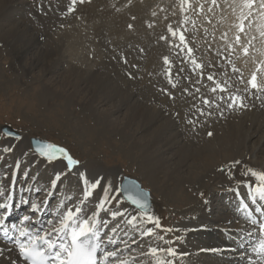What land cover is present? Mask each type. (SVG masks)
Masks as SVG:
<instances>
[{"label":"rangeland","instance_id":"obj_1","mask_svg":"<svg viewBox=\"0 0 264 264\" xmlns=\"http://www.w3.org/2000/svg\"><path fill=\"white\" fill-rule=\"evenodd\" d=\"M70 6L71 0L67 3L66 0H7L5 4L3 0H0V124L8 125L20 133H27L29 138L39 137L65 148L74 159L80 162V165L94 163L102 165L106 170L103 187L108 183L117 182L116 173L111 171L114 168H118L121 174L138 179L161 205L159 227L153 225L154 231L157 230L159 235L153 233L151 241L167 248L169 244L165 241L178 238L179 241L173 244V247L178 250L179 244L181 246L185 243V240L179 237L183 234L181 222L187 218L186 213L175 208L180 206L179 200L167 199L159 189L156 190L139 174L136 169L138 162L134 161L131 153L141 149V146L147 143L146 140H150L149 133L160 125L164 127L167 123H171L172 126L175 118L179 122L177 128L183 129L182 126L188 124L189 132L196 134L198 138L215 140L214 143L217 142V132L226 131L225 121L219 119L220 115L216 110L219 108L212 107V115L208 116L211 106L203 105L205 97L215 98L214 93L210 91L208 95L194 96L189 93L187 83L191 77L195 79L196 73L193 74L188 69L187 72L185 67H181V64H177L175 59H172L176 56L169 51V48L176 44H173L174 37L170 36L168 31L169 26L174 27L177 17L186 14L193 20L190 26L200 30L207 29L205 38L209 37L210 41L213 37L217 38L220 35L217 31L218 25L224 27L222 22H218L221 16L211 17L208 14L206 19L211 18L212 21L208 25L202 21L195 10L190 11L185 8L181 0H141L138 5L137 0H84L83 3L78 1L75 5L76 12H68ZM21 23L27 25L26 36L31 38L35 47L27 46L24 51L18 53L7 39H4V34L7 35L9 30L18 25L21 26ZM115 24H120V28L116 31ZM194 38L199 37L196 35ZM25 50L28 52L26 53ZM151 55L156 57L153 67L147 64ZM166 56L169 58V64L164 63ZM169 68L172 70L171 80L176 85L175 88L169 83ZM98 69L97 75L94 71ZM99 77L102 81L97 82L96 79ZM135 99L137 105L133 102ZM150 104H153L158 111L159 117L156 122L144 129L141 128V117L137 116L130 124V128L123 131V125L131 116L134 106L144 108L143 111H146ZM163 108H167L169 112L160 115ZM201 108L205 112L203 117L198 115ZM144 115H147L146 112H143L142 116ZM243 126V132L248 133L247 126ZM183 133L187 136V133ZM125 134L126 138L123 137ZM141 135L146 136L144 141L138 139ZM262 136L263 133L254 134L246 145L250 149L261 148L264 158ZM5 139V136H0V165L3 166L2 169L0 167V187L4 186V184L1 185L2 179L9 173L12 166L9 157H13L14 154L13 151L12 153L5 151L10 145L2 149ZM125 141L128 145L126 147H124ZM132 145L136 149L131 148V153H128ZM157 148L161 150V142L157 143ZM30 157L27 155L17 168L16 184L19 187L22 185L21 188L24 191H26L24 188L33 185L37 179L34 172L39 169L36 161L30 163L32 159ZM45 166L50 167L49 164ZM39 170L44 169L41 167ZM25 171L29 173V176L23 175ZM228 173L229 170L223 171L224 176ZM52 178L53 176L49 174L43 178L44 185L41 187L43 191L36 194L33 192L32 202H41V196L48 198L46 187ZM163 179H166L165 176ZM204 179L198 186L195 184L197 193L201 189L204 190V198L199 200L200 203L208 201L210 195L208 186H201L208 182L207 178ZM66 181L64 180L55 190V195L49 198L51 207L48 211L51 213L57 206L58 196L63 192L68 196L66 207L73 206L72 202L78 199L77 182ZM182 189L183 193H188L187 186ZM119 200L121 201L120 197ZM108 204L111 209L117 206L118 202L112 200ZM221 206L220 204L219 207ZM24 208L26 206L21 207V209ZM136 216L139 221L134 224L137 230L138 224L146 221L140 214L137 213ZM34 217L33 219L38 217L36 213ZM53 221V225L59 222V220ZM107 227L110 231L109 224ZM166 229H172V231L167 232ZM123 230L128 234H136V230L130 227ZM160 237H164L165 240L162 241ZM228 239L233 240L234 236L230 235ZM122 240H124L123 237L120 241ZM132 242L131 247L126 249V254L130 257L121 258L120 256L119 258L130 259L127 264H140L141 261H146L148 257L143 253L148 254V251H142L144 241ZM181 256L178 250L172 260L182 264L180 262L185 257ZM217 257L218 255L214 256L213 260L219 264L218 261H221V258L217 260ZM226 260L220 264H226Z\"/></svg>","mask_w":264,"mask_h":264},{"label":"bare ground","instance_id":"obj_2","mask_svg":"<svg viewBox=\"0 0 264 264\" xmlns=\"http://www.w3.org/2000/svg\"><path fill=\"white\" fill-rule=\"evenodd\" d=\"M3 1L5 4L7 0ZM140 1L141 0H137V5L140 4ZM260 12L261 10L257 9L258 15L260 14ZM235 14L231 19V22L234 20V17L236 16ZM192 22V18L186 14H183L175 19L173 30H176L178 35L180 32H183L186 38L185 43L182 45L184 51L183 53H181L180 48L177 47V45L180 44L178 35L177 37H174L173 40V44L176 45L169 48V51H171L172 54H175L176 57H173L172 59H175L177 64H181V67H185V70L187 72L188 70H190L193 74L196 73L197 78L195 77L194 79V77H191L189 75L191 78L187 83V89L189 90L191 96L201 94L208 95L211 89L216 86V83L226 86L227 91L225 93L216 92L214 93V97H219L220 95L227 96L237 92L243 94L244 90L247 88L243 72L246 71V68H250V65L253 64L252 61L255 60L251 59L250 57L238 58L235 51H231L230 53L229 48L223 46V40L220 37L221 35H218L217 38L213 37V40L210 38L211 43H209V37L205 38L207 37L205 31L207 29H196L195 27L190 26ZM260 24H264V22ZM115 26V31L120 28V24H115ZM26 30L27 25H25V23H21V26L18 25L11 31L9 30V33L7 35L4 34V39H7L10 45H12L18 53L24 51L27 46L28 48L35 47L33 46L34 42L31 41V38H27L26 34L28 31ZM121 31L122 30L120 29V32ZM196 35L199 37L198 39L194 38ZM7 36H9V38H7ZM170 36H172L171 33ZM193 38L196 40V42H193L195 41ZM214 38L216 39L214 40ZM206 41L209 42L207 43ZM188 47H191L193 49L191 55H189L187 52ZM26 53H24V55ZM155 59L156 57L154 55H151V57L147 61V64L150 67H153ZM193 59L197 60L198 63L203 65L202 68L196 69L195 72H193L194 66L191 63ZM96 65L97 64H95V66ZM98 66L100 65L98 64ZM98 72L99 69L97 71H94V73L97 75ZM208 75H214L215 81H208ZM100 80V77L99 79H96L97 82ZM260 83L262 86H264V78L260 80ZM191 87L193 89H191ZM197 89H199V91H197ZM248 93L245 96V98H247L248 100H245L247 106L244 109L229 110L223 105H221L219 109H216L218 110L219 115L221 112H223V115H220L219 119H223L225 121L226 129V131L217 132L218 136L216 138V143H214L215 140L211 141L210 138L204 137L198 138L197 136H195L196 134H192L191 132H189L190 126L188 124L183 125V129L177 128L179 126V122L178 119L175 118V120L172 122V126L171 123H167L164 127L160 125L154 131L149 133L148 135L150 137V140H146L147 143L145 142L146 144L142 145L141 149L131 153L132 149L135 148V146L132 145L133 147H129V150L127 151L128 153L132 154L134 161L138 162L136 165V169L139 174H141V176L148 180L156 190L159 189L162 195L167 199H173L174 201L176 199L179 200L178 203L180 206H176L175 208H179L181 211L186 213L187 218H185L181 222V230L183 234H181L182 236L179 237L181 239H184L185 241H182H184L185 243L181 244V246L179 244L178 246V250L180 251L182 256L185 257L183 261L181 260V258H178L182 261L180 262L182 264L186 262H188L189 264H217L213 260V257L218 255L220 251L230 253V251L234 247V243L236 240L245 239L248 243H252L253 238L259 237L258 233L256 232V227L252 225L248 218H246L245 214L242 212L241 206L243 205V203H246L250 206L253 199V197L248 193V188H246L244 185L249 183H264V181H261L260 179L261 174L264 173V158L262 157L263 151L259 147L250 149L246 145L248 140L254 134L263 133L261 141L264 140V102H262L261 100L262 97H264V94L258 96L257 99L256 96L248 95ZM249 97H251L252 99H250ZM133 102L135 105H137L135 103L137 102L136 99ZM145 106L147 105L145 104ZM148 108L149 109H147L146 111H143L144 108H137L134 106L131 116L127 118L128 120L126 121L125 125H123V131H126L130 128V124L137 116L141 117V128L150 127L152 123H155L157 118L159 117L158 111L154 108L153 104H150ZM143 112H146L147 115L142 116ZM168 112L169 111L167 110V108H163L160 111V115ZM174 114L176 113L174 112ZM243 125L247 126L249 130V132L246 134L243 132ZM183 132L187 133V136H185ZM213 134H215V132H213ZM1 135L2 133L0 131V136ZM142 135L139 136L138 139H145L146 136L142 137ZM126 136L127 135L125 134L123 137L126 138ZM19 137H21L20 140L6 138L4 141V146L2 147V149H4L6 145H10L13 147L14 154L13 157H9L12 166L10 167L9 173L5 174L4 178L2 177L3 179L1 185L4 184V186L0 187V189L4 190L5 193H7L8 189L10 187H13L11 184L13 171L16 172V177L18 176V169L16 168L17 161L19 160L21 163V161H24V159L27 157V155L24 154H31L30 156L32 157V159L30 160V163L36 161L38 164V168L40 169L42 167L44 169H37L34 174L38 179L34 181L35 183L33 182V185H31V187L24 188L26 189V192H28V194L32 196L33 191L31 190H34L37 187L41 188L44 185L42 181L43 178H45V176H47L48 174L53 176L54 171L58 170V166L57 169H54L52 166L46 167L45 164L48 163H44L45 160H42L43 158L40 159L37 157V155H34L32 153L30 147V138L27 133H20ZM158 142L162 143L161 150H158L157 148ZM126 146L128 145L125 141L124 147ZM20 149H23V151H20ZM77 167H79L82 171H84L92 178H101L100 188L95 190L94 196L92 198H89V200L87 201L88 205L86 207L88 211H94V205L98 202V198L101 195V188L103 187V179L105 177L104 175L106 170L102 165L98 163H94L92 165L89 164L86 166L79 164ZM2 168L3 166L1 167V169ZM224 170H229L227 176H224ZM64 171L66 172L67 169H64ZM111 171L116 173L117 182L115 184L113 182L110 183L113 188V192L110 194L115 195L114 190L118 187V182L122 178L123 174L120 173V170L118 168H114ZM163 176H165L166 179H163ZM204 178H207L208 182L203 183L201 186H208L210 195L208 201H206L205 203H200L199 200H202L204 198V190L201 189L197 193L195 190V184H197L198 186L200 184L199 182ZM64 180H67L66 182L76 181L79 186V191H77L76 193L78 199L75 200L73 206H71L74 210L75 205L81 204V202L83 201L82 185L76 179L75 172H73L71 176ZM182 186H187L188 193L185 194L182 192ZM46 189L47 194L49 195L48 198L47 196H41L40 199L42 201L45 199L50 200L49 198L52 197L51 193L55 192L56 190L52 189L50 184L46 187ZM233 189H235L236 191H233ZM63 193L58 196L56 203L57 206H59V208L62 210L61 216L63 211H66L67 209L66 202L68 198V196ZM193 193L195 194L193 195ZM256 200L257 202L264 201V199H261L259 196H256ZM121 201H123V199H121ZM0 202H2V200H0ZM37 202L39 201H34L33 203ZM220 204L222 205L221 207H219ZM57 206H53L54 208L52 213L55 217L54 220L56 221L58 220L55 212ZM81 206L84 207L85 205L81 204ZM109 206V204L105 205V208L109 209V211L105 213L104 210H101L100 217L101 219H106L107 221L109 218L116 221V223L113 224L112 228H117V231L112 232L111 228L109 236L115 241V244L118 242L122 246V248L119 250V253L123 250H126L128 245H131L132 241H137L135 238L139 236V240L144 241L142 251H148V248L153 246L162 247L151 241V236L153 235V233H158L157 235H159V232H157V230L154 231V224H150L147 222L138 224L139 227L137 229H139L140 232L146 231L149 227L153 229L150 237H142L141 235H138L136 227H134L133 225H130V228L135 229L136 232H134L136 234L134 235L130 233V235L124 232L123 235L124 230L122 226L117 223L119 221H122L121 223H127V221L131 219L132 215H135V213L136 215L137 213L140 214L138 210H136L126 202L118 203L117 206L115 205V207L111 209L109 208ZM159 206L161 205L159 204ZM159 206H157V211L159 210ZM111 211H124L125 215L123 217L117 216L116 218H112ZM48 213L51 212H38L36 213L38 217L32 220L37 223V226H39V221L45 220L47 218L45 216H47ZM138 222L139 221L137 219L133 222V224H137ZM53 224L51 227L59 226V222L55 223L56 225ZM25 226H27V223H25ZM101 227L103 228V225H101ZM160 235L162 236V234ZM230 235L235 236L234 239H237L234 242H227V237H229ZM122 237L124 238V240L120 241ZM174 239H177L179 241L178 238ZM103 240L104 243H102L101 247L110 251L111 247L115 244H108V239ZM173 244L167 245V247H173ZM212 249H216L217 251L214 252L212 251ZM143 254L146 255L148 259L146 261H141L140 264H156L157 259L172 260L174 258L167 256L166 248L165 252L158 253L156 256H148V254L146 253ZM227 256L228 258L226 260V264H234L236 262L234 260L236 257L231 258L230 254H228ZM244 257L245 256L241 258L244 259ZM247 257V260L245 259V261H242V259L239 258V261H242L245 264H256L249 262V259L252 258L249 254V250L247 251ZM112 258L113 257L109 258L108 260H111ZM129 260L130 259H118V262L116 261L112 264H121V261H124L127 264ZM172 261L173 264H179L174 260ZM253 261H258L256 255L253 257ZM0 264L22 263L17 261L14 253L8 246L2 245V243H0Z\"/></svg>","mask_w":264,"mask_h":264},{"label":"snow or ice","instance_id":"obj_3","mask_svg":"<svg viewBox=\"0 0 264 264\" xmlns=\"http://www.w3.org/2000/svg\"><path fill=\"white\" fill-rule=\"evenodd\" d=\"M78 0H71V6L68 8V12L75 11V5ZM84 0H79V3H83ZM255 0H245L244 7L248 9L247 13L241 14V23L239 25V30L241 33L245 31L243 21L252 15V8ZM260 15L264 18V0L260 2ZM131 27V25L129 26ZM168 31L171 33L172 37H177L178 33L169 26ZM264 36V31L260 33ZM165 39V37H161ZM180 44L177 45L180 48V52L183 53L184 49L182 45L185 43V35L180 32L178 35ZM239 41L240 37H236ZM193 49L191 47L187 48L189 55L192 54ZM244 52H248V48L244 49ZM126 62V61H125ZM164 63L169 64V58L164 57ZM193 64V72L196 69L203 67L202 64L198 63L197 60L193 59L191 61ZM171 70L169 69V83L175 88L176 85L172 83L171 80ZM208 81H215L214 75L207 76ZM250 90H256L257 92H264V86L258 85L257 74L253 73L251 79L247 81V88L244 90L243 94L239 92L231 95H220L213 99L205 97L203 99L204 106H211L208 111V116L212 115L211 108H219L221 105L229 110L232 109H244L247 105L245 103V96ZM166 91V90H164ZM199 91V89H197ZM227 91L226 86H222L216 83V86L211 89L212 93L220 92L225 93ZM198 115L203 117L205 115L204 109L201 108ZM223 115V112L220 113ZM211 135V133H209ZM8 137H15L16 140H20L21 137L17 136L14 132L8 131ZM7 152L13 151V147L9 146L5 149ZM35 152L39 157L43 158L46 163L52 166L54 169L53 178L50 182L52 189H58L59 185L63 183V180L68 178L75 172L76 179L82 185L83 201L87 202L89 198L94 196L95 190L99 189L101 186V178H92L77 167L80 162L74 159L69 152L63 148L52 143L38 142ZM31 155V154H24ZM66 162V163H65ZM20 167V161L16 163V168ZM64 169H67L65 172ZM25 177L29 176V173L25 171L23 173ZM38 179V178H37ZM261 181H264V173L260 176ZM10 187L5 193L4 190L0 189V234L8 236L10 232L17 233V236L11 237L13 242L18 246V254L23 259L25 264H106L107 260L111 257H116L117 252L115 250L108 251L101 247L104 240L101 236L103 227L108 226V221L106 219H101L100 212L104 210L105 213L109 209L105 208V205L111 203L112 200H117L118 203H122L119 197L123 196L124 200L130 202V205L135 206L137 209H143L144 213L142 219L146 222L155 224L159 227V218L148 212V203L146 201L145 194L141 192L139 186L134 182L129 181L128 185H121L117 187L115 195L110 196L113 192L112 185L110 183L103 187L102 193L98 198V202L95 203V210L89 212L87 207H82L81 204L75 205L73 207H67L66 211H63L61 216V209H55L57 219L59 220L58 227H51L54 221L49 218L43 221H39V226L34 222L31 217L33 214L44 211L48 212V208L51 207L50 201L48 199L42 202L33 203V196H30L28 192L24 191L22 188L16 185V172L12 173ZM248 188V193L253 197L252 203H257L256 196L264 199V183H249L244 185ZM36 193H40L43 189L37 187L31 190ZM233 191H236L233 189ZM52 196L55 192L51 193ZM23 206H28L29 214L23 215L18 222L8 223L9 217L13 214L14 209H19ZM247 208V205H245ZM255 211H261L260 208L255 209ZM51 217L52 213H48ZM125 215L124 211H111V217L116 218L117 216L123 217ZM137 220L136 215H132L131 219L127 221L129 225L133 224ZM27 223V226H22ZM259 229L264 232V222L260 223ZM117 228L113 227L112 232H116ZM153 229L151 227L147 228L146 231L140 232L137 229V234L142 237H150ZM165 231L171 232L172 229H166ZM162 241L165 240L164 237H160ZM139 243V241H134ZM178 242L177 239L167 240L165 243L171 245ZM108 244H115V241L109 236L107 240ZM177 249L174 247H167L166 253L168 257H175L177 254ZM212 251H217L212 249ZM259 251L264 253V243L261 244ZM165 252L163 247H149L148 254L151 256H156L158 253ZM121 264H126V262L121 261ZM156 264H173L171 259H157Z\"/></svg>","mask_w":264,"mask_h":264},{"label":"water","instance_id":"obj_4","mask_svg":"<svg viewBox=\"0 0 264 264\" xmlns=\"http://www.w3.org/2000/svg\"><path fill=\"white\" fill-rule=\"evenodd\" d=\"M0 130L2 131L3 134H5L7 136V132L8 131H11V132H14L17 136H20V133L14 129H12L11 127H9L8 125H3V124H0ZM15 138V137H13ZM38 142H46V143H49L41 138H30V144H31V147L33 149V151L35 152V148L37 147V144ZM36 153V152H35ZM37 154V153H36ZM38 155V154H37ZM131 181V182H134L136 185L139 186V189L141 190V192L143 194H145V199L148 203V212L152 215H155L156 214V208H157V204L158 202L150 195V193L143 189L140 185V182L133 178V177H129V176H122L121 180H120V185L119 187L123 184V185H128V182ZM128 202V201H127ZM130 203V202H128ZM135 207V206H134ZM140 210L142 213H144V210L143 209H138Z\"/></svg>","mask_w":264,"mask_h":264}]
</instances>
